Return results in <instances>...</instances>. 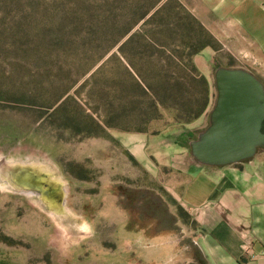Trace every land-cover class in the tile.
<instances>
[{"label": "rangeland", "instance_id": "rangeland-1", "mask_svg": "<svg viewBox=\"0 0 264 264\" xmlns=\"http://www.w3.org/2000/svg\"><path fill=\"white\" fill-rule=\"evenodd\" d=\"M155 1L0 0V264H204L190 217L118 139L189 149L209 123L215 70L247 68L226 25L239 0H171L153 15L167 0ZM186 12L217 50L192 57L209 100L183 124L175 115L204 92L182 59ZM127 30L138 36L126 44ZM71 123L103 137H74Z\"/></svg>", "mask_w": 264, "mask_h": 264}, {"label": "crops", "instance_id": "crops-1", "mask_svg": "<svg viewBox=\"0 0 264 264\" xmlns=\"http://www.w3.org/2000/svg\"><path fill=\"white\" fill-rule=\"evenodd\" d=\"M227 19L229 30L239 27L243 70L264 86V0H239ZM118 142L190 217L191 242L205 264H264V148L237 165L210 167L182 143L142 134Z\"/></svg>", "mask_w": 264, "mask_h": 264}, {"label": "water", "instance_id": "water-1", "mask_svg": "<svg viewBox=\"0 0 264 264\" xmlns=\"http://www.w3.org/2000/svg\"><path fill=\"white\" fill-rule=\"evenodd\" d=\"M214 85L208 126L189 143L190 154L210 167L249 160L264 148V86L248 71L228 68L215 70Z\"/></svg>", "mask_w": 264, "mask_h": 264}, {"label": "trees", "instance_id": "trees-1", "mask_svg": "<svg viewBox=\"0 0 264 264\" xmlns=\"http://www.w3.org/2000/svg\"><path fill=\"white\" fill-rule=\"evenodd\" d=\"M160 1H162V0H156L152 6L153 7L156 6ZM170 1L171 0H167L165 3H163L159 7V9H157V11H155V13L153 15H156L160 11L164 10L165 9L164 6L167 3H169ZM146 15H147V13H144L140 17V20L144 21V27L148 26L149 19L151 18V17L146 18ZM184 16H185L183 18L185 20L184 31H186L184 34V38H185V43H186L185 47L187 49V53L185 54V56L182 59L186 60V65L189 67L190 71L192 72V76H200L198 81L204 87V92L201 95V98L199 100V106L197 109H195V110H187V109L181 110V114L175 115V121H177L179 123H183V124H188V123H191V122L197 120L198 118H200L204 114V112L208 106V100H209V89H208L207 82L205 81V79L203 77H201L197 68L193 64L192 57L198 55L200 52H202L203 50H205L207 48L211 49L212 51H216L217 50V43L214 40V38L208 33V31L199 23V21L195 17L191 16L188 12H186V14ZM128 33H129L128 38L125 41L126 44L132 42L138 36L137 32L130 33L129 30L126 31L125 35H127ZM168 82L169 83L172 82L174 87L179 85V81L176 78L170 79V80H168ZM157 104L163 105L162 102H158ZM62 119H67V118L63 117ZM68 121L72 122V120H69V119H68ZM66 128L71 130L75 134L74 137L81 135L82 132H84V135H83L84 138H102L103 137L102 135H99V134L88 133L86 129L82 130L79 124L71 123ZM128 156L132 159V157L129 154H128ZM178 209L181 210L179 207H178ZM182 213L184 215H186V217H188L187 214L184 213L183 211H182ZM202 261H203V259H202ZM203 263H204V261H203Z\"/></svg>", "mask_w": 264, "mask_h": 264}, {"label": "bare ground", "instance_id": "bare-ground-1", "mask_svg": "<svg viewBox=\"0 0 264 264\" xmlns=\"http://www.w3.org/2000/svg\"><path fill=\"white\" fill-rule=\"evenodd\" d=\"M9 163V162H8ZM33 167H35V166H33ZM38 168V167H37ZM34 169V168H33ZM44 177V176H43ZM60 188V192H61V196H62V198L60 199L61 200V202H60V204H59V207L63 204V202H64V191L61 189V187H59ZM51 197V196H50ZM52 211H53V209H51ZM54 212H58V213H60L61 211H58V209L57 210H54Z\"/></svg>", "mask_w": 264, "mask_h": 264}]
</instances>
